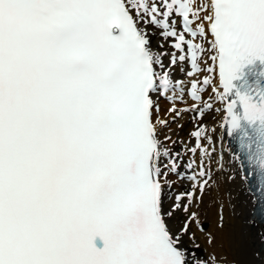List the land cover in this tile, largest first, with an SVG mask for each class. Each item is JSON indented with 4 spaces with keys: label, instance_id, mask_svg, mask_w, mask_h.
Segmentation results:
<instances>
[{
    "label": "snow or ice",
    "instance_id": "snow-or-ice-1",
    "mask_svg": "<svg viewBox=\"0 0 264 264\" xmlns=\"http://www.w3.org/2000/svg\"><path fill=\"white\" fill-rule=\"evenodd\" d=\"M184 112L199 123L182 171L164 130ZM207 114L264 218V0H0V264H225L188 247L215 184Z\"/></svg>",
    "mask_w": 264,
    "mask_h": 264
},
{
    "label": "bare ground",
    "instance_id": "bare-ground-1",
    "mask_svg": "<svg viewBox=\"0 0 264 264\" xmlns=\"http://www.w3.org/2000/svg\"><path fill=\"white\" fill-rule=\"evenodd\" d=\"M149 29L153 33L151 36L152 48L154 51H159L153 40L155 37H162L160 30L155 29L151 25H149ZM164 41L168 43V46H166L168 53L175 51L171 47V40ZM187 65L185 64V70L188 69ZM181 73L178 69L174 71L173 80L176 81ZM184 77L185 80L189 79L186 76ZM184 99L189 100L190 96L185 94ZM165 105V101L160 99L162 116H165L163 109ZM194 122L198 121L194 119ZM219 123V116L214 114L205 124L209 130L214 127L217 129L215 133L209 132V135L212 136L214 146L217 149V152L213 153L212 161L215 184L205 194L203 203L196 209L199 213L202 226L205 223L207 226L203 227L205 229L204 232H200L195 225L192 226L195 239L188 243V247L194 250V246L198 244L202 257H207L209 253H212L222 258L225 264H264V222L250 213L253 202L256 200L250 192L248 181H242L240 175H236L235 181L229 179V176L237 172V167L233 162V154L231 151L233 147L228 140V136L224 135L221 138L222 130L218 126ZM164 135L170 136L168 129L164 130ZM171 137L173 141L174 135ZM167 143L168 147L172 145L171 142ZM220 153H223L224 169L222 172L217 170L216 164ZM188 156L190 159L192 158L191 153ZM186 164L187 162L182 163V171L185 170ZM177 184L178 188L173 189L174 193L187 191L191 182L185 185L179 182ZM246 200L248 201L247 204L244 203ZM221 206L224 216L223 228L218 227ZM209 233L215 237V243L213 245L206 243V238Z\"/></svg>",
    "mask_w": 264,
    "mask_h": 264
},
{
    "label": "rangeland",
    "instance_id": "rangeland-1",
    "mask_svg": "<svg viewBox=\"0 0 264 264\" xmlns=\"http://www.w3.org/2000/svg\"><path fill=\"white\" fill-rule=\"evenodd\" d=\"M153 42L157 46L160 52L168 51L166 47L168 46V43L167 42L165 43L163 37H155ZM161 45H163L162 48L160 47ZM164 62L165 64L168 63L167 57L165 58ZM177 79L183 80L185 82V89L190 85L189 79L185 80L183 73H181ZM160 99L165 101L166 105L163 107L165 111V116L166 118L171 120L172 119L171 115H167V109H169L172 106L171 102L168 99H165L164 97H161ZM205 99H207V94H205ZM184 101L185 102L177 101L176 106L178 108L184 109V108L190 107L191 104L193 103V101L190 99L189 100L184 99ZM213 115L214 114H208L207 117L204 118L202 123L206 124V122H208L212 118ZM198 123L199 122H194V113L184 112L182 116L178 118L176 122L171 123L170 128H168L170 136L174 135L173 141H175V143H172V145L169 146V148L172 149L173 153H176V152L181 153L183 163L188 162L190 159L188 156L189 153L187 152V149L195 146V139L190 135V133L196 130V126ZM173 179L175 180V177H173ZM177 182L182 183L183 185L190 184V182L187 180L177 181Z\"/></svg>",
    "mask_w": 264,
    "mask_h": 264
}]
</instances>
